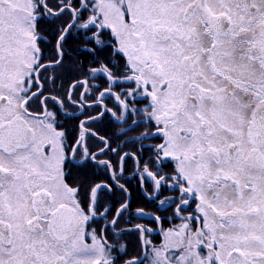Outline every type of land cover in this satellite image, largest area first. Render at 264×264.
<instances>
[{
  "label": "snow or ice",
  "instance_id": "6c2138e0",
  "mask_svg": "<svg viewBox=\"0 0 264 264\" xmlns=\"http://www.w3.org/2000/svg\"><path fill=\"white\" fill-rule=\"evenodd\" d=\"M0 264H264V0H0Z\"/></svg>",
  "mask_w": 264,
  "mask_h": 264
}]
</instances>
